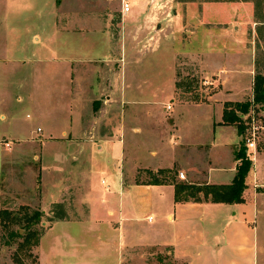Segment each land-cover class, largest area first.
<instances>
[{
    "label": "crops",
    "instance_id": "0c3cea01",
    "mask_svg": "<svg viewBox=\"0 0 264 264\" xmlns=\"http://www.w3.org/2000/svg\"><path fill=\"white\" fill-rule=\"evenodd\" d=\"M128 2L130 10L123 13L119 0H61L58 5L56 0H0V85L22 84L29 78L34 84H62L60 91L68 101L61 124L53 125L46 118L44 129H36L41 136L0 131V177L9 157L26 149L37 150L34 158L39 163L43 211L61 205L66 212L42 236L39 264H119L122 245L139 243L168 247L175 259L186 264H238L235 257L258 264L264 154L254 153L241 203L209 199L175 203L173 185L135 181L138 169L154 173L175 168L187 184H231L239 163L234 153L241 135L234 126L221 124L223 108L218 101L211 108L173 103L168 110L178 106L187 112H164L176 95L174 62L183 52L180 35L198 7L174 0ZM221 5L203 3L201 11L205 16ZM225 6L228 16L222 18L227 22L236 15L237 4ZM204 20L213 23L221 18L207 15ZM225 48L224 60L233 61L230 50H241L237 45ZM213 66L223 67L216 61ZM163 67L168 85L164 90L156 79L162 77ZM155 69L158 73L154 75ZM233 72L227 66L218 78L224 102L244 99V77ZM250 86L247 101L252 99L253 82ZM105 92L106 102L117 97L129 105L144 104L147 121L161 117L170 128L161 132L165 148L161 156L153 128L143 133L137 125L102 127L98 123L92 103ZM4 93L0 88V100L7 99ZM163 94L168 102L158 108L151 100ZM34 106L40 110L38 115L50 116L40 104ZM4 117L0 114V119ZM71 144L76 154L70 159L61 156L59 148ZM139 147L146 149L140 163L131 155V149ZM42 148L49 149L47 156L42 157ZM141 220L149 223L147 229L139 228ZM70 226L82 231L80 244L68 230Z\"/></svg>",
    "mask_w": 264,
    "mask_h": 264
},
{
    "label": "rangeland",
    "instance_id": "374dc122",
    "mask_svg": "<svg viewBox=\"0 0 264 264\" xmlns=\"http://www.w3.org/2000/svg\"><path fill=\"white\" fill-rule=\"evenodd\" d=\"M180 1L187 2L186 4H195L198 7V13L194 12V18H191L188 24H186L187 22L184 23V30L180 35L183 52L176 56L174 62L176 95L170 102L167 101L164 94L151 101L160 105L158 108H161V102L164 104L168 102L166 108L164 107V112L169 113V115L187 112L185 111L186 108L183 109L178 106L173 107L172 111L168 110L173 103L184 107L199 105L211 108L218 101L224 108V103H226L224 102V88L218 78L225 74L224 68L227 66L231 67L234 75L244 77V99L239 103L247 101L248 95L251 93L250 85L254 76L257 74L264 75V0ZM203 3H222L223 5L206 12L211 18H221V20L213 23L206 22L204 17L207 15L204 16L201 11ZM225 4H237V9L234 10L236 15L227 22L222 18L228 16ZM232 45L241 46L240 53L239 51L236 52V49L230 50L233 61L230 58L224 60L225 46L231 47ZM215 61L221 63L223 67L217 68L216 66L215 68L213 66ZM157 70L152 71L154 75L158 73ZM160 71L162 77L156 76V79L158 87L164 90L168 88L166 80L164 81L167 72H165V67ZM61 86L62 84L56 83L34 84L30 78L22 84L10 81L5 85H0V88H3L5 92L4 96L7 98L0 100V114L5 116L4 119H0V131L7 130L11 135L25 133L41 136L36 129H44L43 121L46 118L49 119L48 123H53L56 126L61 124L66 116L65 106L68 102L60 91ZM107 95L108 92H105L101 99L92 103L98 123L102 127L104 124L117 125L119 123H125L126 128L137 125L143 130V133L144 130L153 128L157 131L155 141L159 142L155 143V148L158 156H161L165 150L161 143V132L166 128L170 129L162 123L161 117H154L153 122L147 121L142 110L145 109L144 104L129 105L117 97H112L111 101L106 102L104 96ZM30 98L33 100H28ZM35 102L47 110L50 116L38 115L40 110L34 106ZM239 125L244 129L236 149L238 150L240 145H244L250 161L253 160L255 152L264 154V115L262 110L258 106L255 109L251 108L246 115L239 117ZM234 127L236 134H239L236 126ZM171 131L170 133L173 135L174 131ZM254 131L256 132L255 138L252 135ZM249 138L255 142L256 148L253 151L246 145ZM59 150L61 156L64 155L69 159L72 154L77 152L72 144L67 148H59ZM145 150L143 147L133 148L131 155L135 156L137 162L140 163L144 158ZM48 151V148H42V157L47 156ZM37 154V150L26 149L16 156L9 157L3 164L2 177H0V264H39L37 251L42 236L51 222L56 221L62 215H66L64 207L61 205L51 206L43 211L44 206L40 203L37 178L39 163L34 158ZM49 154L50 156L56 155L52 152ZM71 164L72 166L78 165L75 162ZM146 170L138 169L135 179L137 183H151L153 177L160 178L157 175L159 170L154 173ZM165 170L171 171L169 175H166L172 177L175 182H187L180 180L175 168ZM167 177L166 180H172ZM96 179L99 183L101 177L98 176ZM44 187L46 188V186ZM74 214L77 215L78 213L74 212ZM260 221L258 264H264V216ZM137 225L142 230L149 227L146 220H141V223ZM254 225L258 226L257 222ZM68 230L80 244L82 231L75 226H70ZM235 261L238 264H248L243 257L241 259L235 257ZM105 264H112V262L107 261ZM119 264H186V261L175 259L168 247L140 245L139 243L135 247L122 245Z\"/></svg>",
    "mask_w": 264,
    "mask_h": 264
},
{
    "label": "trees",
    "instance_id": "16d2710c",
    "mask_svg": "<svg viewBox=\"0 0 264 264\" xmlns=\"http://www.w3.org/2000/svg\"><path fill=\"white\" fill-rule=\"evenodd\" d=\"M61 0H56L58 5ZM178 3H187L180 0H174ZM210 2H220L221 0H209ZM264 107V75L257 74L253 79L252 99L246 102H226L222 112L223 125L236 126L237 131L241 135L244 127L239 125V117L246 115L251 108ZM235 159L239 162L236 168L235 176L228 185H192L183 182H175L172 177H167L170 170H159L158 177H153L149 185H165L170 184L174 187L175 203L194 202L200 203L203 200H210L212 203L232 204L243 202L242 194L246 189L245 178L251 168V161L246 154L244 145H240L234 153ZM167 174V175H166ZM172 179L171 181L166 180Z\"/></svg>",
    "mask_w": 264,
    "mask_h": 264
},
{
    "label": "built area",
    "instance_id": "2783aa9c",
    "mask_svg": "<svg viewBox=\"0 0 264 264\" xmlns=\"http://www.w3.org/2000/svg\"><path fill=\"white\" fill-rule=\"evenodd\" d=\"M119 2H120V6H121V11L123 12V13H128L129 12V10H130V5H129V2H128V0H119ZM169 108V107H168ZM255 128V127H254ZM257 129V128H256ZM252 135L254 136V138H255V135H256V132L254 131L253 133H252ZM247 147L249 148V149H252V151H253V149H255L256 148V146H255V142L253 141V139H247ZM178 177L180 178V179H184V175L182 174V173H179V175H178Z\"/></svg>",
    "mask_w": 264,
    "mask_h": 264
}]
</instances>
